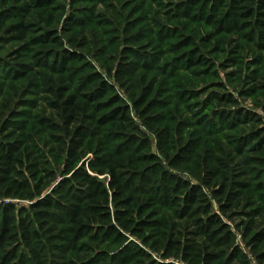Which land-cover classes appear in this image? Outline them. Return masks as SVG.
I'll list each match as a JSON object with an SVG mask.
<instances>
[{
    "label": "trees",
    "instance_id": "trees-1",
    "mask_svg": "<svg viewBox=\"0 0 264 264\" xmlns=\"http://www.w3.org/2000/svg\"><path fill=\"white\" fill-rule=\"evenodd\" d=\"M175 17L210 29L199 40L177 27L166 32L188 70L207 69L203 51L224 53V37H239L264 52V0H188ZM0 35L11 43L27 40L21 16L1 6ZM42 55L15 52L18 69L7 81L30 73L20 59L32 63ZM136 64L118 60L106 71L114 87L80 59L60 60V72L47 73L56 78L40 85L54 99L49 109L58 122L57 135L42 146L38 117L18 116L15 89L0 90V198L32 202L25 212L0 206V264H249L226 223L234 219L244 245L264 264V128L246 130L241 140L247 148L234 151L237 143L231 145L239 157L231 171L229 156L220 160L184 138L171 104L150 97ZM128 86L143 88L127 101L115 88ZM212 101L216 108L205 123L218 124L217 130L237 132L238 124L253 123L224 108L235 107L231 95L215 94ZM142 128L155 136L161 157L151 153Z\"/></svg>",
    "mask_w": 264,
    "mask_h": 264
},
{
    "label": "rangeland",
    "instance_id": "rangeland-1",
    "mask_svg": "<svg viewBox=\"0 0 264 264\" xmlns=\"http://www.w3.org/2000/svg\"><path fill=\"white\" fill-rule=\"evenodd\" d=\"M0 4L3 9L21 16L27 27V40L23 43H11L0 35V90L4 87L15 89L18 106H22L17 108L18 116L27 119L38 117L40 125H35L41 126L36 129L40 132L36 137L40 141L39 146L53 140L49 135H57L54 128L58 127V122L53 119V112L49 109V102L54 99L45 94L40 85L49 78H56L47 73L60 72V60L65 63L80 59L81 64L86 68L92 67L113 86L106 71L116 67L118 60H134L137 64L133 69L143 87L152 90L150 97L171 104L169 112L184 138L197 145L200 142L204 153L211 151L220 160H223V154L229 156L230 162H233L231 171L236 170L235 165L239 162L234 151L249 146L248 142L241 140V136L244 137L250 127L264 128V52L239 37H224V53L213 52L211 47L203 51L209 63L207 69L201 72L188 70L181 64L179 55L174 53L172 46L176 40L166 37L170 29L177 27L183 34L198 40L210 32L202 25L175 17L178 9L182 10L188 0H0ZM74 23L77 25L74 26ZM158 34L164 36L159 38ZM132 36L137 37L135 43L130 41ZM48 37L51 42L41 41ZM52 40L55 42L52 43ZM30 50H34V53H29ZM15 52L28 54L29 57L39 52L43 55L32 63L27 58L20 59L19 63L30 73L12 83L7 81L6 75L12 76L17 68L13 65ZM142 55L147 58L146 62L142 61ZM126 88L117 87L115 90L118 96L127 101L133 98L131 94H139L142 89ZM215 94L231 95L236 100L235 107L224 108L244 114L253 123L238 124L239 133L217 130L218 124L205 123L216 108L212 101ZM142 131L149 139L151 153L161 157L155 136L143 128ZM232 144L236 146L234 151ZM171 172L198 186L187 173ZM56 182L51 183L47 193L55 187ZM204 192L209 197L213 212L218 214L215 200L209 191L204 189ZM31 204L27 200L0 198V206L11 205L16 211H28ZM238 222L239 219L226 220L236 236L235 245L247 256L249 264H257L244 245L240 231L236 230ZM153 256L159 259L155 254ZM167 262L185 264L178 259Z\"/></svg>",
    "mask_w": 264,
    "mask_h": 264
}]
</instances>
